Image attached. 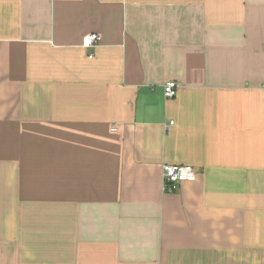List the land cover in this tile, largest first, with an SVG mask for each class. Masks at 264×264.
<instances>
[{"label":"crops","instance_id":"1","mask_svg":"<svg viewBox=\"0 0 264 264\" xmlns=\"http://www.w3.org/2000/svg\"><path fill=\"white\" fill-rule=\"evenodd\" d=\"M263 85L264 0H0V264H264Z\"/></svg>","mask_w":264,"mask_h":264},{"label":"built area","instance_id":"2","mask_svg":"<svg viewBox=\"0 0 264 264\" xmlns=\"http://www.w3.org/2000/svg\"><path fill=\"white\" fill-rule=\"evenodd\" d=\"M101 39V35L97 32H90L82 37V46L84 48L94 47ZM179 84L174 80H167L162 86L163 96L172 98L176 95ZM264 93V85L262 86ZM172 123V121L170 122ZM197 172L195 167L189 164H168L162 166V183L161 189L163 193H173L178 190L184 182L195 181Z\"/></svg>","mask_w":264,"mask_h":264}]
</instances>
